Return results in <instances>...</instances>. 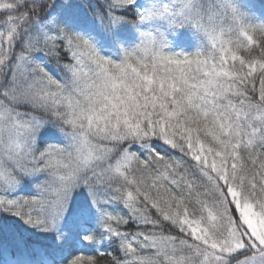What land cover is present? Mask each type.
Instances as JSON below:
<instances>
[{
	"label": "snow or ice",
	"instance_id": "1",
	"mask_svg": "<svg viewBox=\"0 0 264 264\" xmlns=\"http://www.w3.org/2000/svg\"><path fill=\"white\" fill-rule=\"evenodd\" d=\"M255 8L0 0V264H264Z\"/></svg>",
	"mask_w": 264,
	"mask_h": 264
},
{
	"label": "trees",
	"instance_id": "2",
	"mask_svg": "<svg viewBox=\"0 0 264 264\" xmlns=\"http://www.w3.org/2000/svg\"><path fill=\"white\" fill-rule=\"evenodd\" d=\"M241 4L244 5L246 8L249 4H255L256 8L254 9L256 16L260 19H264V8L261 7L264 4V0H240ZM197 47L195 39L185 37L177 42L176 50H180L183 48L186 52L195 51Z\"/></svg>",
	"mask_w": 264,
	"mask_h": 264
}]
</instances>
